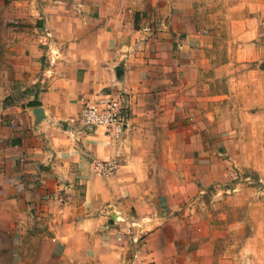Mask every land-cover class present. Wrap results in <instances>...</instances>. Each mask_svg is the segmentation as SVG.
Here are the masks:
<instances>
[{"label":"crops","instance_id":"obj_1","mask_svg":"<svg viewBox=\"0 0 264 264\" xmlns=\"http://www.w3.org/2000/svg\"><path fill=\"white\" fill-rule=\"evenodd\" d=\"M212 1L221 11L205 16ZM12 4L24 23L16 58L43 68L34 94L0 113V234L13 235L14 260L26 259L21 234L36 220L70 264L219 260L188 252L207 229L188 202L243 171L264 175V161H203L207 134L209 149L220 134L232 150L264 141V0ZM107 93L125 107L120 137L79 120ZM105 160L117 165L111 175L96 170ZM168 209L178 216L165 218ZM174 246L182 253L166 252Z\"/></svg>","mask_w":264,"mask_h":264},{"label":"rangeland","instance_id":"obj_2","mask_svg":"<svg viewBox=\"0 0 264 264\" xmlns=\"http://www.w3.org/2000/svg\"><path fill=\"white\" fill-rule=\"evenodd\" d=\"M205 6L207 8L203 14L208 17L210 13L222 8L216 1ZM15 8L17 6L12 4V0H0V113L22 101L26 102L34 94L36 84L33 81L43 73V68H29L28 62H25L26 68L23 69L21 62L24 60L16 58V46L20 39L16 36L19 32L18 25L22 26L24 23L14 16ZM207 24L210 25L211 21L207 20ZM218 24L220 30L224 29V23ZM223 135H219L218 148L213 141L212 149H209V135H204L205 147L208 149L203 151L206 152L203 161H264V141L262 138L260 141L259 136L253 135L252 139L258 142L249 150H232L226 147ZM249 171L250 169L247 173L243 171L241 178H232L224 186L212 184L203 187V192L200 190L197 196L189 200L188 204L192 203L200 211L197 222L207 229L196 231L203 238L200 243L201 250L195 251L194 247H190L188 252L193 255L214 254L220 257L219 260L204 261L202 264H261L260 259L264 258V175ZM246 174L249 178H246ZM238 181L242 184L239 188L236 185ZM169 210L171 209H168L165 218L178 216ZM176 212L179 213L177 210ZM186 215L190 217V214L184 213L182 218L185 219ZM133 216L134 213L126 215L127 221ZM21 235L23 237L20 240L19 253L26 259L18 262L14 260L13 245L7 246L9 241L12 243L13 235L9 237L3 233L0 234V242L5 244L0 247V264H70L54 258L56 253L48 240L50 232L42 220L28 224V228ZM183 249L174 246L166 252L179 254ZM227 259L231 262H227Z\"/></svg>","mask_w":264,"mask_h":264},{"label":"built area","instance_id":"obj_3","mask_svg":"<svg viewBox=\"0 0 264 264\" xmlns=\"http://www.w3.org/2000/svg\"><path fill=\"white\" fill-rule=\"evenodd\" d=\"M146 32H152V25L143 27ZM125 107L120 96L107 93L99 100L86 102L80 113V122L89 127H104L111 137H120L125 129ZM117 165L112 160H105L96 164V170L104 175L115 172Z\"/></svg>","mask_w":264,"mask_h":264},{"label":"water","instance_id":"obj_4","mask_svg":"<svg viewBox=\"0 0 264 264\" xmlns=\"http://www.w3.org/2000/svg\"><path fill=\"white\" fill-rule=\"evenodd\" d=\"M38 115H42V109H38Z\"/></svg>","mask_w":264,"mask_h":264}]
</instances>
